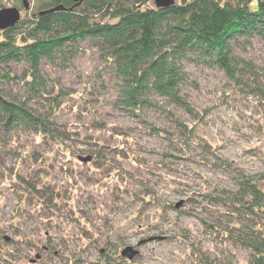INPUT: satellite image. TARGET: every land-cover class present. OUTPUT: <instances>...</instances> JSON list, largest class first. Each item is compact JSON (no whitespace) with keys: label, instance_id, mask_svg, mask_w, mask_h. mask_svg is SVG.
<instances>
[{"label":"rangeland","instance_id":"374dc122","mask_svg":"<svg viewBox=\"0 0 264 264\" xmlns=\"http://www.w3.org/2000/svg\"><path fill=\"white\" fill-rule=\"evenodd\" d=\"M25 1L0 0V10L21 6V18L32 17L39 0ZM78 47L40 65L63 105L52 121L74 131L67 148L27 130L0 132V264H109L107 255L114 264H250L252 221L239 189L264 175V39L234 44L252 69L240 65L238 79L184 60L193 114L170 108L210 149L179 147L171 138L183 137L158 109L136 116L119 106L93 40ZM0 88L20 98L19 83ZM128 246L131 259L121 254Z\"/></svg>","mask_w":264,"mask_h":264},{"label":"trees","instance_id":"16d2710c","mask_svg":"<svg viewBox=\"0 0 264 264\" xmlns=\"http://www.w3.org/2000/svg\"><path fill=\"white\" fill-rule=\"evenodd\" d=\"M60 5L65 10L41 13ZM34 8L32 17L0 30V82L19 83L21 88L17 100L6 99L0 88V132L31 131L51 138L55 147L67 148L74 131L52 121L63 105L58 95L47 91L40 71L43 60L55 63L58 57L75 54L81 41L93 40L114 75L119 106L136 116L158 109L183 137L171 138L179 147L210 149V143L197 137L195 123L170 108L175 104L193 114L183 91L184 60L238 79L244 75L240 65L252 69L234 53V44L264 39V0H174L169 7H157L155 0H85L77 5L72 0H39ZM12 64L22 65L20 75ZM149 128L160 129L153 124ZM262 177L242 180L239 189L247 205L245 215L252 221L250 264H264ZM106 262L114 264L108 255Z\"/></svg>","mask_w":264,"mask_h":264},{"label":"water","instance_id":"95a60500","mask_svg":"<svg viewBox=\"0 0 264 264\" xmlns=\"http://www.w3.org/2000/svg\"><path fill=\"white\" fill-rule=\"evenodd\" d=\"M76 5L82 3L85 0H72ZM174 4V0H155V5L157 7H169ZM24 6L27 8V2L24 0ZM65 10V8L60 5L54 8L42 11L41 13L50 14L55 11ZM21 19V11L18 7H4L0 10V30H5L7 28L13 27L16 25ZM83 162L89 161L92 159V155H88L87 157H79ZM137 253L132 247H126L121 251L122 256L128 257L131 259Z\"/></svg>","mask_w":264,"mask_h":264}]
</instances>
